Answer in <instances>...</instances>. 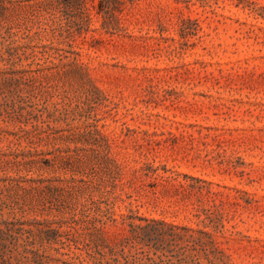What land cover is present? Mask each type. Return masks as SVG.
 <instances>
[{
  "label": "rangeland",
  "instance_id": "374dc122",
  "mask_svg": "<svg viewBox=\"0 0 264 264\" xmlns=\"http://www.w3.org/2000/svg\"><path fill=\"white\" fill-rule=\"evenodd\" d=\"M0 264H264V0H0Z\"/></svg>",
  "mask_w": 264,
  "mask_h": 264
},
{
  "label": "trees",
  "instance_id": "16d2710c",
  "mask_svg": "<svg viewBox=\"0 0 264 264\" xmlns=\"http://www.w3.org/2000/svg\"><path fill=\"white\" fill-rule=\"evenodd\" d=\"M123 1V0H122ZM203 233H205V232H203Z\"/></svg>",
  "mask_w": 264,
  "mask_h": 264
}]
</instances>
